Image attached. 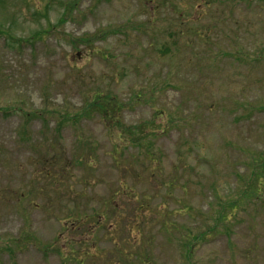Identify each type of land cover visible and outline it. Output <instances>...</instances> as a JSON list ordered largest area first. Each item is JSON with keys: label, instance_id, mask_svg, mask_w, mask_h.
<instances>
[{"label": "rangeland", "instance_id": "obj_1", "mask_svg": "<svg viewBox=\"0 0 264 264\" xmlns=\"http://www.w3.org/2000/svg\"><path fill=\"white\" fill-rule=\"evenodd\" d=\"M67 1L0 9V264H67L57 251L73 248L70 264L108 253L140 264L144 235L155 264H264V186L234 212L230 237H209L190 258L182 239L197 236L214 192L215 207L237 198L264 159V0H82L58 24ZM97 91L145 131L136 145L82 116ZM172 176L183 180L171 190ZM93 213L103 222L99 233L92 224L94 262L84 256L95 254Z\"/></svg>", "mask_w": 264, "mask_h": 264}, {"label": "trees", "instance_id": "obj_2", "mask_svg": "<svg viewBox=\"0 0 264 264\" xmlns=\"http://www.w3.org/2000/svg\"><path fill=\"white\" fill-rule=\"evenodd\" d=\"M82 0H68L67 3L64 5V9L62 14H60L59 17V23H64L66 22V20L68 18H70L74 11L78 9L79 7V3ZM261 1V0H259ZM250 2V1H249ZM8 3V0H0V9L2 8V6L5 8L6 5ZM50 8H51V4H47L44 8V13L41 14L40 16L44 19L47 20V24H49V16L48 14H50ZM181 16H184V12L183 10L180 11ZM150 23V21H149ZM53 27L51 26H47L44 28L45 32H48V30H52ZM22 42V43H21ZM25 41H20L17 45H19L20 47L23 46V43ZM75 43H78L79 41H74ZM81 42L90 45L92 40L90 38H86V39H82ZM71 45L73 47L74 43H71ZM76 49V47H75ZM175 55V54H174ZM6 111H11L12 108H7L5 109ZM84 111V114L82 116H85L84 118L86 119H91L95 116L99 117L105 127L107 129L111 128V127H116L119 126L118 130L119 132H121V138L123 141H129L130 143H132L133 145L137 144V139L135 138V136H137L138 134L143 135L145 133V131H143L142 129H138L137 127H135V125L133 127H127L123 121H122V112L124 111V105L114 96H111L109 93H101L100 91L95 92L94 97L89 98L88 103L85 105V107H83L82 109ZM264 110V108H263ZM81 118V116L75 115V119L77 118ZM130 147V145H127L126 148ZM139 148L141 146H138ZM147 149L145 150L146 155L148 156V158L154 157L155 154L153 153V151H151L150 149L152 148V146L149 145V147H146ZM150 148V149H149ZM112 152H116L115 154L118 153V147L116 146L114 148V150ZM118 156H115V166L119 169H121L123 172H127V173H131L134 169L133 167H131L130 164L124 165L123 162L121 163L122 160H117ZM260 159V157H259ZM149 163H151V160H148ZM121 163V164H120ZM157 170L155 173V178H163V176L165 175V169H164V165L160 164L159 166H156ZM151 168H153L152 164H149L147 169L150 170ZM183 169V168H182ZM179 172V168L175 169L174 173ZM263 174H264V159L262 160V163L258 164L257 166H255L254 170L250 173L248 179L244 182V185L238 186V190L235 189L236 193H239L238 197L235 199L230 200L226 205H222L220 207H215V200L217 201H223V199L220 196H216L215 197V192L213 193V195L210 197L209 199V209L207 211V213H203L202 215V219L204 220V224L201 226L199 232L197 233V236L194 239H191L194 236V233H187L185 238H182L184 240L185 246V254L187 255V258L192 257L193 253H194V249L199 245V243L202 242H207L208 239H210L209 237H215L216 235H226L227 237H230L232 234L231 232L234 230V228L231 227V224L233 222V217H235L234 212H237L243 208H245L247 206V204H249V200L252 199L254 196H258L260 191L262 190V186H264V182H262V178H263ZM152 176H154L151 173ZM181 180L183 179H179V181H177V178L172 176L169 177L168 179V185L170 187V189L172 190L175 186H177V184H179V182H181ZM188 182V180L184 181L183 184L186 185V183ZM125 191H127V186H124ZM131 192V190H128L126 194H129ZM123 199V198H122ZM229 200V199H228ZM219 205V204H218ZM187 210L192 211L191 206L187 205L186 207ZM186 210V211H187ZM192 213V212H190ZM192 216V215H191ZM71 216H69L70 219ZM95 217H97V213H93L90 218V221H87L88 224V232H89V236H93L90 241H91V246L93 247V249L95 250L93 253L95 254H91L88 251H86L84 253V256L86 259H90L91 261L94 262L95 259H102L103 258V250L101 249L100 245H101V241L97 242V240H94V238H98L95 237L96 235H98L99 233V229L102 226L103 222L100 219V217L98 219H96ZM73 219V218H72ZM108 220L110 218H107ZM85 219H82L81 217H78L76 219H73L74 224H77V228H80L82 223H86L84 221ZM87 220V217H86ZM92 224H94L98 230V233L95 234L96 229L93 228ZM118 224V223H117ZM73 226V224H72ZM200 226V225H199ZM65 231H70L72 228H67V224H65ZM165 229L167 228L166 225L163 226ZM121 229V228H120ZM135 229V226H134ZM134 229L132 231H134ZM121 232H118V234ZM122 234V233H121ZM106 239V237H105ZM112 241V240H111ZM146 241H148V239H146V236L144 235L142 242L140 243L141 245V251H139L138 255L140 256V264H155L154 261H152V257H151V252L149 250H147L146 248H144V245L146 243ZM114 250H113V255L115 252V248L116 246L119 244L118 242H114ZM71 245L69 239L67 240V244L66 247H69ZM74 249V248H73ZM70 250V255L68 257H66V253L63 250H59L57 252H61L60 256L64 259V261L66 262L68 259V263L70 264L73 261L75 262L76 260V255H75V250L73 251V256ZM88 250H91V248L89 247ZM62 252H64L65 254H62ZM82 254V252H81ZM78 255V253H77ZM115 257V256H114ZM114 257L112 258L111 253H108L106 255V263L105 264H114ZM67 258V259H66ZM79 259L81 260V255L79 256ZM77 263L75 264H84L81 261H76Z\"/></svg>", "mask_w": 264, "mask_h": 264}]
</instances>
